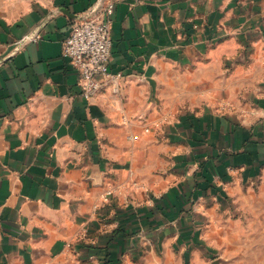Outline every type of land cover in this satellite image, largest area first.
I'll return each instance as SVG.
<instances>
[{"label": "crops", "instance_id": "crops-1", "mask_svg": "<svg viewBox=\"0 0 264 264\" xmlns=\"http://www.w3.org/2000/svg\"><path fill=\"white\" fill-rule=\"evenodd\" d=\"M94 9L123 78L86 100L63 44ZM258 181L264 0H0V264L137 261Z\"/></svg>", "mask_w": 264, "mask_h": 264}, {"label": "rangeland", "instance_id": "rangeland-1", "mask_svg": "<svg viewBox=\"0 0 264 264\" xmlns=\"http://www.w3.org/2000/svg\"><path fill=\"white\" fill-rule=\"evenodd\" d=\"M209 213L190 220L196 232L184 235L183 242H177L179 232L168 228L162 235L144 236L137 261L126 264H264L262 181L251 185L242 202L231 201L224 211Z\"/></svg>", "mask_w": 264, "mask_h": 264}, {"label": "built area", "instance_id": "built-area-1", "mask_svg": "<svg viewBox=\"0 0 264 264\" xmlns=\"http://www.w3.org/2000/svg\"><path fill=\"white\" fill-rule=\"evenodd\" d=\"M114 9L107 4L105 12ZM63 55L79 75L83 97L90 100L110 83L118 84L123 76L110 70L112 56V25L94 9L83 14L71 26L63 44ZM109 202V199H105Z\"/></svg>", "mask_w": 264, "mask_h": 264}, {"label": "trees", "instance_id": "trees-1", "mask_svg": "<svg viewBox=\"0 0 264 264\" xmlns=\"http://www.w3.org/2000/svg\"><path fill=\"white\" fill-rule=\"evenodd\" d=\"M111 242H112V240L109 241V242H108V245L106 246V247H107V250H108L109 252H111V251H110V247H109V246L111 245ZM88 248H89V249H93V250H97V251H98V248H99V247H98V246H91V245H90V246H88ZM99 249H101V248H99ZM108 256H109V254H108ZM104 263H105V264H112V262H111V261H108L107 258L104 259Z\"/></svg>", "mask_w": 264, "mask_h": 264}]
</instances>
